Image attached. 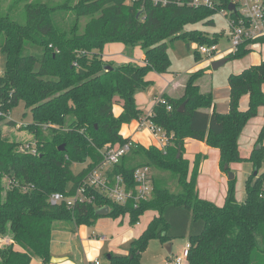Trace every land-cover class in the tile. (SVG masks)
<instances>
[{
  "label": "trees",
  "instance_id": "trees-1",
  "mask_svg": "<svg viewBox=\"0 0 264 264\" xmlns=\"http://www.w3.org/2000/svg\"><path fill=\"white\" fill-rule=\"evenodd\" d=\"M166 1L162 5L152 0H78L73 18H68L69 0L59 6L40 0L24 6L25 24L0 13V52L5 55L0 122L20 102L31 115L23 128L29 139L11 141L0 131V237L10 239L0 247V264H30L32 259L48 264L56 224L91 225L102 207H108L107 217L113 219L128 215L132 226L145 212L157 213L131 242L129 254L111 256L110 264H140L153 239L163 244L186 239L190 244L186 264H264V171L246 178L241 203L235 199V179L230 180L219 207L198 197L203 156L196 155L193 162L184 158L185 141L191 139L219 151L223 173L242 162L260 170L264 129L256 142L260 147L246 159L240 157L238 138L258 109L264 108V61L230 74L226 113L214 110L212 92L200 90L201 69L188 76L180 97L160 96L163 102L154 104L149 117L168 135L166 147L138 144L109 172L133 187L134 171L149 168L153 182L149 200L120 205L94 192L95 206L70 209L63 203H48L53 193L70 195L102 162L99 150L105 144L121 146L129 141L121 133L122 126L145 116L135 96L150 84L146 80L150 71L168 73L169 43L218 44L219 34L195 27L213 25L217 9L192 7L187 0ZM83 18L87 23L77 33ZM112 43L140 47L142 63L102 61L104 48ZM263 43L264 36L246 41L229 59L242 58L251 52L250 46ZM243 96L248 97V105L240 110ZM116 106L120 107L117 115ZM6 125L16 123L10 120ZM30 142L35 143V152L24 148ZM86 161L81 171L73 172V164ZM172 185L178 191H172Z\"/></svg>",
  "mask_w": 264,
  "mask_h": 264
},
{
  "label": "rangeland",
  "instance_id": "rangeland-1",
  "mask_svg": "<svg viewBox=\"0 0 264 264\" xmlns=\"http://www.w3.org/2000/svg\"><path fill=\"white\" fill-rule=\"evenodd\" d=\"M35 1H40V0H0V13L1 15H8V17L13 21H16L20 24H25L26 20H25L24 6L30 3H34ZM41 1H46V0H41ZM63 1L64 0H51V5L59 6L60 4L63 3ZM77 4H78V0H69L70 15L68 18H73L74 16L73 10L76 8ZM87 20L88 19L85 18L80 19L78 23L77 33L83 32ZM213 22L214 24L211 26L202 25L195 27L207 32L209 35H212L213 33L219 34L220 37H219V42L217 44V51L215 52L214 56L211 58L202 56L201 59H197L194 52L198 44H196L195 42L185 43L182 40H176L172 43H169L167 53L170 59V69L167 74H157L154 71H150L147 74L146 80L150 82V84L145 89L141 90L138 93L139 96H137V98L135 97L136 98L135 104L138 109L140 108L142 110L143 108L151 107L154 101L163 94L172 95L174 98L175 97L178 98L183 91V88L180 87H184L188 76H190L192 73L200 69L203 70V75L198 82L200 90L204 93L212 92L213 101L220 108L227 106L228 77L230 76V74H236L242 71L244 68L249 67V65H252L253 63H257L259 59H262L264 61V43L261 44V46L259 45L250 46L251 52L248 53L246 56L239 59H229L226 63L222 64L216 69H213L212 67L213 62L221 60V58L225 59L230 57L229 52L231 48L230 30H229L228 20L226 19V17L219 13H216L213 15ZM103 52L108 53L110 56H112V60L115 61V63H119V64L128 63V62L136 63V64L142 63L143 51L140 49V47H130V46H125L121 43H112L110 46L105 47ZM102 55L104 56L103 53ZM103 56H102V61L106 62ZM4 69H5V55L2 52H0V75L3 73ZM263 92H264V86H263ZM119 109L120 107L118 106L114 108L115 115L119 113ZM25 113L26 115H24ZM10 120L14 121L16 123V126L14 127L7 126L6 123L9 122ZM30 121H31V115L29 111H27L24 107V104L20 102L18 106L13 110H11L10 114L2 122H0V131L3 132V135L11 141L13 140L25 141L29 139L31 135L27 130L23 128ZM134 128L135 125L129 123L127 125H123L121 131L123 133H127V129L129 131H132ZM262 129H264V124L263 126H261V129L259 130L256 139L259 137ZM145 130L146 129L144 127H141L140 131H138L140 133L139 139L144 146H149V144H152L151 142H153V140L146 136ZM246 135L250 137L249 131L247 132ZM187 143H188L189 152L186 154V156L190 162H193L195 156L197 154H200V148H198L195 145L197 143L194 140L188 141ZM262 145L264 146V137L262 139ZM258 146L259 144H256V146L254 145L256 149L258 148ZM201 155H205V156L207 155V161H208L207 166L209 168V172L211 173L215 172L216 156L211 152L210 153L201 152ZM236 164L237 163H234L232 164V166H230V169H232L231 172L234 173V175L236 176L234 181V185H235L234 194L236 200L238 199L242 201L245 194L243 182L249 174L254 175L255 170L252 171L250 170L246 174V167L243 168L242 167L243 165L240 164L241 168L239 167L238 169L233 168V166H236ZM86 165H87V161L84 163L73 164L72 170L73 172L78 173ZM262 168L264 169V163L262 164L260 169ZM205 178L202 181L203 183L202 188H204L205 180H207ZM208 182H212V183L215 182L211 174L209 176V180H207V183ZM170 188L172 189V191L175 192L178 191L177 186L172 185L170 186ZM152 215H153L152 211L145 212L140 217V223L142 224L141 227H136L135 225H133L130 226V228L132 227L131 230L133 231L143 230L146 223L149 221L150 218H152ZM9 243H10L9 237L7 236L0 237V247L4 245H8ZM174 244H175L174 254L178 255L179 257L182 252H180L181 249H178V247H183L184 242L177 240L175 241ZM164 245H162L158 239L151 240L148 243L147 248L145 249L146 252L144 251L145 253L143 255L142 260L147 259V261H150L153 258V255L157 251L158 247L160 248L161 246ZM165 252L168 255L166 250ZM162 253L164 255L163 249H162Z\"/></svg>",
  "mask_w": 264,
  "mask_h": 264
},
{
  "label": "crops",
  "instance_id": "crops-1",
  "mask_svg": "<svg viewBox=\"0 0 264 264\" xmlns=\"http://www.w3.org/2000/svg\"><path fill=\"white\" fill-rule=\"evenodd\" d=\"M110 46V45H106ZM261 46V45H259ZM104 60L106 61H113L112 56H110L108 53H104ZM108 55V56H106ZM143 59V57H142ZM222 59V58H221ZM263 61L262 59H259L257 63H253L252 65H258L260 62ZM115 62V61H113ZM249 65V66H252ZM248 68V67H246ZM244 68V69H246ZM241 72V71H240ZM239 73V72H238ZM237 74V73H236ZM183 88V87H180ZM179 88V89H180ZM228 89V87H227ZM229 90V89H228ZM180 91V90H179ZM138 94V93H137ZM136 94L139 96V94ZM213 95V93H212ZM170 97H173L172 95H169ZM181 94L179 95V97ZM135 98V101H136ZM174 98V97H173ZM176 98V97H175ZM158 99V98H157ZM157 99L154 101L153 105L149 108H143L142 110L144 115L151 112L154 104L156 103ZM227 100H228V94H227ZM248 105V97L243 96L240 99L239 102V109L245 110ZM140 109V108H139ZM214 110L218 113H226L228 112V104L227 106L220 108L214 103ZM262 117V118H261ZM264 108H259L257 116L253 119H251L246 126L243 128L239 138H238V150L240 157L243 159L248 158L249 155H251L252 151L255 149L254 145L256 146V137L261 129V126L264 124ZM131 124L135 125V128L132 131H129L127 129V133H122V135L126 138H129L132 141L137 142L138 144H141V141L139 139L141 126L138 121H132ZM145 128V127H144ZM146 129V128H145ZM249 129V130H248ZM146 136L148 138H151L153 142L149 145H155L156 142L154 138L149 134L147 129L145 130ZM249 131L248 137L246 134ZM188 141H193L191 139H187L185 141V154L184 158L188 159L186 154L189 152L188 150ZM195 144L198 148H200V154L203 153H213L215 158V172L211 173L209 172L208 168V161H207V155H201L202 160L199 167V174L197 177V192L198 197L203 200L210 201L214 203L216 206L221 207L224 204L225 197L227 195L228 191V176L227 173H223L219 166V151L217 149L208 147L205 145L204 142H198ZM244 150V152H243ZM243 152V153H242ZM217 153V154H216ZM249 154V155H248ZM189 160V159H188ZM245 168L246 167V174L250 170H254L252 168V165L250 163H237L236 166H233V168ZM232 166V164L230 165ZM263 169V168H262ZM260 169L257 171V174H260L264 171ZM229 172H231L232 169L229 168ZM232 173V172H231ZM210 174L214 178L215 182H208ZM234 174V173H232ZM250 176V174L248 175ZM247 176V177H248ZM206 177V178H205ZM234 175V179H235ZM205 180L204 188H202V181ZM246 180V178H245ZM245 180L243 183H245ZM245 194L243 197V200H236L238 203H241L244 201ZM100 209V208H98ZM97 209V210H98ZM153 215L152 218L149 219V221L146 223L143 230H131L130 223H129V217L128 215L121 216L117 219L113 218H106L107 216H99L91 225H80L76 226L74 222H59L56 224V228L52 233L51 236V244H50V255L51 259H56L57 262L52 263L51 259L48 264H95V262H98V264H110V257L111 256H127L129 254L130 250V244L133 240L139 237V235L147 228V225L149 222L157 216V213L152 211ZM106 218V219H104ZM140 219L138 221V225H135L136 227H141ZM180 240L184 242L183 247H178V249H181L180 252L184 249L188 241L186 239H176L172 240L170 243L171 245V254H166L164 246L167 244H163L164 246L158 247L157 251L154 253L153 258L150 261L142 260L143 255L146 252H143L140 259V264H166L168 260L174 259L175 257H178V255L174 254V243L175 241ZM162 249L164 250V255L162 253ZM168 253V252H167ZM30 264H44L39 259H32ZM186 264V262L184 263Z\"/></svg>",
  "mask_w": 264,
  "mask_h": 264
},
{
  "label": "built area",
  "instance_id": "built-area-1",
  "mask_svg": "<svg viewBox=\"0 0 264 264\" xmlns=\"http://www.w3.org/2000/svg\"><path fill=\"white\" fill-rule=\"evenodd\" d=\"M154 3L165 5L166 0H152ZM192 7L203 6L209 9H217V12L226 17L230 30V54L237 52L239 47L246 41L254 40L264 36V0H187ZM179 4L181 2L177 1ZM225 4V6H224ZM233 5L229 10L228 6ZM196 53L211 58L217 51V45H201L196 47ZM157 101L163 102L159 97ZM156 101V102H157ZM171 110L170 106L166 107ZM151 112L145 114L137 120L141 127H145L149 134L154 138L156 146L163 150L168 144V135L158 125L150 119ZM138 143L129 139L124 145L113 146L105 144L99 153L102 162L88 172L78 183L77 187L70 195L53 193L48 198V203L52 206L66 204L68 208L77 205H94L93 193L96 192L103 198L111 200L120 205H125L129 201L134 202V206L141 201L151 198L153 192L152 174L149 168L141 167L134 171L133 180L135 185L132 187L126 183L121 176H110L109 172L113 166L132 148H136ZM24 148L35 152V143H27ZM92 192V194H89ZM138 225V223L136 224ZM190 244L187 243L179 257L168 260L166 264H183L186 262ZM98 264V262H95Z\"/></svg>",
  "mask_w": 264,
  "mask_h": 264
},
{
  "label": "water",
  "instance_id": "water-1",
  "mask_svg": "<svg viewBox=\"0 0 264 264\" xmlns=\"http://www.w3.org/2000/svg\"><path fill=\"white\" fill-rule=\"evenodd\" d=\"M233 8H234L233 5H229V6H228V9H229V10H232ZM228 60H229V58H225V59H221V60H218V61H216V62H213V63H212V67H213V69L218 68V67L221 66L222 64L226 63ZM185 105H186V102L182 103V104L179 106L178 111H179L180 113L184 111ZM259 147H260V146H258V148H259ZM59 150H62V148H60ZM225 168H227V167H225ZM256 173H257V170H255L254 175H256ZM227 176H228V180H229V181L234 179V174H232L231 172H228V173H227ZM96 214H97L98 216H107V214H108V207H102V208L98 209V210L96 211ZM164 248H165V250L168 252V254H171V245H170V243H167V244L164 246ZM57 261H58V260H57ZM57 261H56V259H54V258L51 259V262H52V263L57 262Z\"/></svg>",
  "mask_w": 264,
  "mask_h": 264
}]
</instances>
